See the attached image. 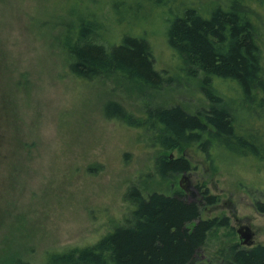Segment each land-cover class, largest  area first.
Masks as SVG:
<instances>
[{"label": "rangeland", "instance_id": "1", "mask_svg": "<svg viewBox=\"0 0 264 264\" xmlns=\"http://www.w3.org/2000/svg\"><path fill=\"white\" fill-rule=\"evenodd\" d=\"M65 1L0 0V264L40 263L57 250L97 242L127 222L131 187L146 195L181 192L189 200L206 190L219 197L202 215L229 216L231 227L210 237L195 264H220V250L240 242V229L255 232L253 245L264 244L257 207L264 202V95L245 96L235 80L220 77L204 89L202 72L192 76L168 29L195 2L178 0L177 12L174 4L147 11L145 2L138 8L133 0L113 7L110 0H82L101 11L99 43H120L126 34L150 43L155 67L171 80L140 94L126 76L72 71L61 44L83 14L63 10ZM256 2L251 16L264 53V3ZM214 92L234 109L242 128L236 137L219 144L204 134L205 148L192 142L166 149L159 131L143 125L160 106L204 113ZM162 156L186 157L193 167L163 178Z\"/></svg>", "mask_w": 264, "mask_h": 264}, {"label": "trees", "instance_id": "2", "mask_svg": "<svg viewBox=\"0 0 264 264\" xmlns=\"http://www.w3.org/2000/svg\"><path fill=\"white\" fill-rule=\"evenodd\" d=\"M110 1L111 7L126 3ZM133 1H138V8H144V2L148 4L147 11L171 4L176 6L179 2ZM191 1L195 2L190 3L193 6L170 24L168 39L185 64L193 68L192 76L202 72L200 81L204 89L206 84L214 79L219 81L216 77H220L235 80L245 96H263L264 53L251 16L253 0H209L204 5H199V0ZM254 1L264 3V0ZM82 3V0H66L62 6L71 15L83 14L78 30L74 24L68 27L61 44L74 73L90 78L123 75L136 83L140 94H145L148 88H162L171 80H166L155 67L152 47L142 35L126 34L120 43L110 46L96 41V31L103 28L97 19L101 11L88 9ZM176 9L178 12L179 7ZM170 16L174 17L175 13ZM170 20L168 18L167 22ZM208 97L212 105L204 113H190L179 104L160 106L151 112L153 118L143 125H151L159 131L157 137L165 140L159 144L166 149L201 143L204 134L211 139L215 136L219 144L223 138L236 137L235 130L242 128L236 125L234 109H229L215 92ZM260 101L263 106L264 100ZM243 143L244 150L240 149L244 152L249 143ZM201 145L205 148V143ZM157 164L163 178L190 171L193 167L183 156H162ZM128 196L132 209L127 222L97 242L57 250L44 262L24 261L21 264H195L210 237L220 229L231 227L229 216L203 217L205 207L219 202V197L209 190L202 192L198 200H189L181 192L154 191L146 195L138 187H131ZM257 207L264 212V202H258ZM219 256L220 264H264V244L245 246L234 241L222 248Z\"/></svg>", "mask_w": 264, "mask_h": 264}, {"label": "water", "instance_id": "3", "mask_svg": "<svg viewBox=\"0 0 264 264\" xmlns=\"http://www.w3.org/2000/svg\"><path fill=\"white\" fill-rule=\"evenodd\" d=\"M240 234V243L245 246H249L253 244V237L255 236V232L246 229H240L239 230Z\"/></svg>", "mask_w": 264, "mask_h": 264}, {"label": "flooded vegetation", "instance_id": "4", "mask_svg": "<svg viewBox=\"0 0 264 264\" xmlns=\"http://www.w3.org/2000/svg\"><path fill=\"white\" fill-rule=\"evenodd\" d=\"M254 238V237H253Z\"/></svg>", "mask_w": 264, "mask_h": 264}]
</instances>
